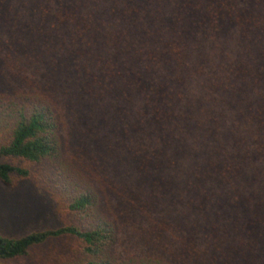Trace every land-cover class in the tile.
Here are the masks:
<instances>
[{"label": "trees", "instance_id": "16d2710c", "mask_svg": "<svg viewBox=\"0 0 264 264\" xmlns=\"http://www.w3.org/2000/svg\"><path fill=\"white\" fill-rule=\"evenodd\" d=\"M5 64L30 89L0 184L42 166L68 222L0 261L68 238L67 264H264V0H0Z\"/></svg>", "mask_w": 264, "mask_h": 264}, {"label": "rangeland", "instance_id": "374dc122", "mask_svg": "<svg viewBox=\"0 0 264 264\" xmlns=\"http://www.w3.org/2000/svg\"><path fill=\"white\" fill-rule=\"evenodd\" d=\"M16 67L7 64L0 66L4 70L2 75L10 77L6 79L0 74V143L8 139L16 111L26 104L21 97L30 89V86H27L29 82L27 72H20ZM61 159L60 162L70 164L74 170L76 167L85 171L78 166L81 161L80 154L72 148L64 149ZM1 161L28 169L30 175L25 178L15 177L10 186L0 184V234L18 239L33 232L57 229L68 222L65 195H59L53 190L59 182L47 177L48 174L42 181L36 179L39 170L47 173L42 166L31 165L21 159H1ZM128 217L131 221L135 219L131 215ZM125 224H127L126 220ZM123 237L120 234V239L127 238L124 246L136 250V243L132 242V237H129V234L128 237ZM76 249L77 243L74 240L53 239L32 247L24 257L0 261V264H67Z\"/></svg>", "mask_w": 264, "mask_h": 264}]
</instances>
